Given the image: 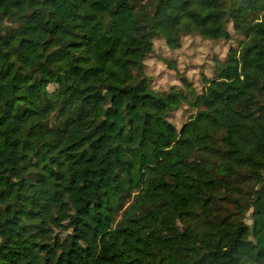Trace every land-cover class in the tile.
<instances>
[{
	"label": "trees",
	"instance_id": "obj_1",
	"mask_svg": "<svg viewBox=\"0 0 264 264\" xmlns=\"http://www.w3.org/2000/svg\"><path fill=\"white\" fill-rule=\"evenodd\" d=\"M263 46L264 0H0V264H264Z\"/></svg>",
	"mask_w": 264,
	"mask_h": 264
},
{
	"label": "rangeland",
	"instance_id": "obj_2",
	"mask_svg": "<svg viewBox=\"0 0 264 264\" xmlns=\"http://www.w3.org/2000/svg\"><path fill=\"white\" fill-rule=\"evenodd\" d=\"M247 61L258 68H264V46L261 49L253 50L248 56ZM257 81V76L251 69L247 68L243 74L233 75L231 81L228 82L226 87H223L219 91H212L207 89V95L209 97L216 96H233L237 102V109L240 110L243 106L249 103V95L246 93V89H254ZM260 150L264 154V138L260 143ZM249 222V218L246 220Z\"/></svg>",
	"mask_w": 264,
	"mask_h": 264
}]
</instances>
